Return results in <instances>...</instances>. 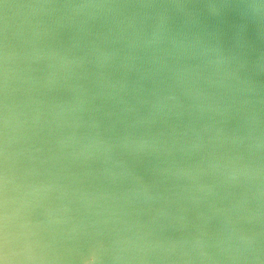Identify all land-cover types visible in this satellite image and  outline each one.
Listing matches in <instances>:
<instances>
[{
	"label": "water",
	"instance_id": "1",
	"mask_svg": "<svg viewBox=\"0 0 264 264\" xmlns=\"http://www.w3.org/2000/svg\"><path fill=\"white\" fill-rule=\"evenodd\" d=\"M0 264H264V0H0Z\"/></svg>",
	"mask_w": 264,
	"mask_h": 264
}]
</instances>
